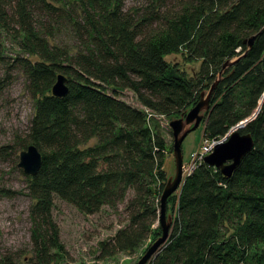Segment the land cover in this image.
Wrapping results in <instances>:
<instances>
[{
	"label": "trees",
	"instance_id": "1",
	"mask_svg": "<svg viewBox=\"0 0 264 264\" xmlns=\"http://www.w3.org/2000/svg\"><path fill=\"white\" fill-rule=\"evenodd\" d=\"M56 1L0 0V33L33 56L9 57L36 99L24 144L42 157L26 187L34 199L31 264H55L63 250L51 216L55 197L93 214L132 191L128 221L100 242L99 259L156 239L154 203L167 179L164 153L172 150L156 116L184 115L220 72L202 134L219 139L249 119L237 130L251 135L253 147L229 177L199 162L167 198L169 236L146 264H264V0H146L127 9L124 0H78L77 18ZM43 18H65L83 48L68 55L50 46ZM178 52L199 62L194 75L167 59ZM0 62L8 63L1 49ZM59 73L68 85L60 98L50 92ZM122 89L145 110L118 98ZM91 138L97 143L80 147ZM0 264L16 262L1 255Z\"/></svg>",
	"mask_w": 264,
	"mask_h": 264
},
{
	"label": "rangeland",
	"instance_id": "2",
	"mask_svg": "<svg viewBox=\"0 0 264 264\" xmlns=\"http://www.w3.org/2000/svg\"><path fill=\"white\" fill-rule=\"evenodd\" d=\"M145 3L146 0H124L123 8ZM53 5L59 7L64 13L70 12L76 18L81 15V5L78 0H59L53 2ZM40 21H45L43 22L45 26L51 25L50 36H45L50 46L58 47L66 51L68 55L83 48L75 31L71 30L65 18L57 20V23L48 18ZM0 49L5 60H8L5 64L0 62V256L6 255L16 264H31L33 259L31 231L34 222L30 216V208L34 199L27 194L26 190L30 178L23 173L17 163L19 152L26 148L24 147L26 134L35 112L36 99L32 98L26 89V75L16 65L10 66L9 57H13L18 52L30 58L33 56L22 52L14 40L11 37H5L3 33H0ZM167 59L177 64L187 77L194 75L198 70L199 62L185 61L181 52L171 54L167 56ZM118 98L131 106L144 109L136 95L128 89L120 90ZM156 117L167 146L172 145L171 131L168 126L170 118L159 115ZM202 128L203 123H200L183 139L181 143L183 166L191 161L201 137L210 142V139L202 134ZM96 143L97 139L91 138L80 147L85 148ZM163 170L166 178L174 175V161L172 151L170 152L169 149L164 153ZM187 173V170L182 172L175 194L178 193ZM131 196L132 191L127 190L124 200L113 205H103L93 214L83 213L69 202L55 197L51 216L57 226L59 241L63 247L55 264H136L152 239L146 240L131 252H118L113 257L98 258L100 242L110 239L127 223L128 210L125 207L126 201ZM171 204L172 202H167L166 214L172 216ZM154 205L157 208V220L153 223V228L158 227V199L155 200Z\"/></svg>",
	"mask_w": 264,
	"mask_h": 264
},
{
	"label": "water",
	"instance_id": "3",
	"mask_svg": "<svg viewBox=\"0 0 264 264\" xmlns=\"http://www.w3.org/2000/svg\"><path fill=\"white\" fill-rule=\"evenodd\" d=\"M247 46L250 47L253 37L245 40ZM237 59L226 61L222 68L232 65ZM221 72L216 80L212 83L206 92L200 94L197 102L184 114L168 121V126L172 136V156L174 161V175L167 177L164 186L159 195V211H158V226L160 234L152 241L137 260L136 264H146L162 246L168 236L172 224V216L166 214L167 198L173 194L179 187L183 172L181 143L186 135L196 129L204 112L208 109L209 97L215 85L220 79ZM51 95L54 97H64L68 93L67 77L61 73L57 74L55 81L50 89ZM258 110V109H257ZM257 110L255 112H257ZM249 119L239 123L231 128L224 139L217 142L212 151L204 157V162L214 168H217L220 173L229 177L234 169L239 165L242 157L253 147V139L250 134H241L237 128H242ZM42 157L40 151L33 144L26 146L18 155L17 166L21 168L24 174L34 176L40 169ZM70 264V263H65Z\"/></svg>",
	"mask_w": 264,
	"mask_h": 264
},
{
	"label": "built area",
	"instance_id": "4",
	"mask_svg": "<svg viewBox=\"0 0 264 264\" xmlns=\"http://www.w3.org/2000/svg\"><path fill=\"white\" fill-rule=\"evenodd\" d=\"M225 135L223 137H221V139H210L209 143L206 139L201 137V139L199 140L198 148H197L196 152L194 153L191 161L186 166H183V171L186 172V170H187V172H188L187 176L195 169V167L199 164V162L203 161L204 157L212 151L213 146L217 142L224 139Z\"/></svg>",
	"mask_w": 264,
	"mask_h": 264
}]
</instances>
